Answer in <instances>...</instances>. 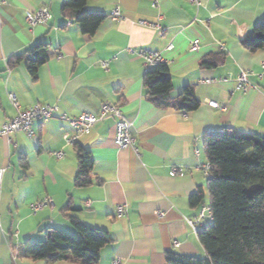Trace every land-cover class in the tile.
Here are the masks:
<instances>
[{"label": "crops", "instance_id": "1", "mask_svg": "<svg viewBox=\"0 0 264 264\" xmlns=\"http://www.w3.org/2000/svg\"><path fill=\"white\" fill-rule=\"evenodd\" d=\"M62 1L0 3V127L30 105L55 107L49 119L33 121L34 136L14 131L0 137V264H82L70 256L32 260L16 254L52 228L74 233L70 216L108 232L111 239L95 264H165L166 251L204 256L197 230L211 222L202 169L206 135L229 127L264 137V78L258 76L264 49L242 45L264 17V0H88L87 10L107 15L92 35L80 31L72 12L62 13ZM41 6L50 17L28 23L25 13ZM116 6L122 17L112 20ZM138 20L158 21L165 30L159 34ZM38 44L56 50L34 76L24 61L9 63ZM129 48L159 51L169 67V97L190 86L198 107H158L143 85L144 60ZM241 70L249 83L237 90ZM104 103L118 105L131 120L136 150L115 144L111 115L69 141L74 128L59 116L95 113ZM78 146L93 159L85 186L74 184ZM198 190L203 197L192 204ZM45 197L52 203L33 212L30 204ZM120 204L126 213L118 217ZM195 218L196 231L187 222Z\"/></svg>", "mask_w": 264, "mask_h": 264}, {"label": "trees", "instance_id": "2", "mask_svg": "<svg viewBox=\"0 0 264 264\" xmlns=\"http://www.w3.org/2000/svg\"><path fill=\"white\" fill-rule=\"evenodd\" d=\"M88 0H63L62 13H73V22L87 35L95 33L107 17L103 12L85 8ZM248 51L264 49V17L242 40ZM48 44L14 54L9 63L24 61L34 76L37 68L54 52ZM208 61H203L207 65ZM143 85L158 107L192 111L199 105L190 86L184 87L174 98L169 97L172 82L166 62L145 72ZM204 150L210 165L207 175L211 222L197 230L204 256L166 251L165 264H264V137L252 133L238 134L229 127L208 133ZM78 169L76 186L91 183L93 159L90 152L77 148ZM202 190L191 196V203L201 201ZM74 233L52 228L43 240L25 242L16 254L32 260L65 259L68 256L82 264H95L101 248L110 241L108 232L92 227L70 216Z\"/></svg>", "mask_w": 264, "mask_h": 264}, {"label": "built area", "instance_id": "3", "mask_svg": "<svg viewBox=\"0 0 264 264\" xmlns=\"http://www.w3.org/2000/svg\"><path fill=\"white\" fill-rule=\"evenodd\" d=\"M3 0H0L2 3ZM156 2H152V6H155ZM50 17L49 10L46 6L39 7L36 11L30 12L27 11L25 13V20L30 24L42 23L46 21ZM110 17L112 20H118L122 17V12L119 6L114 7L110 11ZM160 17V16H159ZM158 17V19H159ZM138 23L144 25H150L153 27L159 34H163L165 28L157 21V22H147L145 20H138ZM198 47V40H193L192 45L190 47L191 50H195ZM130 52L137 53L138 56L143 58L145 72L155 65L165 62L164 57L159 51H150L140 49L135 51L132 48L128 49ZM260 78H264V65L262 70L258 73ZM248 72L247 70H241L236 77L235 88L237 90L245 89L248 85ZM9 98L13 99L14 94L9 93ZM55 107L51 104L44 105H30L26 109L18 110L16 115L10 118L8 121L4 122L0 127V137L8 136L9 133L14 131H22L26 134L27 137L34 136V132L32 130V123L36 119L47 120L53 116V111ZM114 116L116 118L115 122V134H114V142L119 148L131 147L134 150L137 149L136 141L134 136L130 131V127L132 125L131 120L127 119L121 112V109L116 104L104 103L101 105L99 110L95 113L91 112H83L79 116H68L66 114H61L59 116L60 119L69 122L74 128V134L70 137L69 141L73 143L77 138L78 134L86 129H88L93 123L102 120L107 116ZM57 158L62 156L61 151L52 152ZM202 169L205 175L209 174L210 165L206 162ZM174 169L172 170V172ZM2 176V169L0 168V179ZM52 203V199L50 197H45L43 199H39L30 204L31 210L33 212H37L38 210L44 208L45 206ZM208 215L211 218L210 208L207 207ZM115 213L118 217L123 216L126 213V204H120L116 207ZM200 218L195 219H187V222L192 227L194 231L197 230V224L199 223Z\"/></svg>", "mask_w": 264, "mask_h": 264}]
</instances>
